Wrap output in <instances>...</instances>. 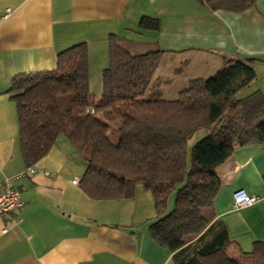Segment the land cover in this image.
I'll return each mask as SVG.
<instances>
[{"label":"crops","instance_id":"1","mask_svg":"<svg viewBox=\"0 0 264 264\" xmlns=\"http://www.w3.org/2000/svg\"><path fill=\"white\" fill-rule=\"evenodd\" d=\"M144 15L158 18L159 30H141ZM111 35L129 41L132 52L163 50L154 81L164 98L176 97L190 78L213 75L226 57L252 59L257 72L237 97L264 94V0L242 12L212 11L198 0H0V180L27 167L12 79L53 70L61 51L85 43L90 91L100 96ZM33 165L15 182L20 209L11 218L0 214V264H176L150 234L157 213L148 188L137 185L129 198L88 196L73 182L86 165L65 135ZM216 171L223 184L202 209L226 225L228 253L248 256L264 241V145H237ZM240 189L257 202L235 208ZM191 192L176 194L182 209Z\"/></svg>","mask_w":264,"mask_h":264},{"label":"trees","instance_id":"2","mask_svg":"<svg viewBox=\"0 0 264 264\" xmlns=\"http://www.w3.org/2000/svg\"><path fill=\"white\" fill-rule=\"evenodd\" d=\"M198 1L212 11L242 12L258 0ZM139 28L159 30L160 20L144 15ZM162 53L159 47L132 52L111 35L100 96L90 91L85 43L61 51L53 70L15 76L9 93L17 107L23 158L33 165L65 135L86 165L79 185L88 196L129 198L137 185L153 193L157 214L150 234L173 252L176 264H243L228 253L233 242L222 221L200 215L186 222L182 210L167 211V205L173 192L196 191V175L201 209L211 206L223 184L216 168L237 145H264V94L236 95L257 78L253 60L226 57L213 75L190 78L176 97L164 98L154 81ZM88 107L95 112L86 113ZM226 118L232 124L220 131ZM114 123L116 139L110 135ZM203 127L209 132L193 144L188 166L187 142ZM244 253L264 263V241Z\"/></svg>","mask_w":264,"mask_h":264},{"label":"rangeland","instance_id":"3","mask_svg":"<svg viewBox=\"0 0 264 264\" xmlns=\"http://www.w3.org/2000/svg\"><path fill=\"white\" fill-rule=\"evenodd\" d=\"M131 45L129 43V41H124V45ZM126 47V46H125ZM231 118H226L224 120V124L222 125L221 130H224L226 128H229L228 126H230L232 123H231ZM230 124V125H228ZM118 127V124L117 123H114L112 125V131L110 133L111 137L113 139H116L117 138V134H116V129ZM208 129L206 127H203V128H200L198 129L188 140L187 142V163H188V166H191L192 164V160H191V148L193 146V144L195 142H197L198 140H200L201 138H203L205 135L208 134ZM196 182V184L194 185V188L196 189V191L194 192H191L190 194V197H187L186 198V208L182 209L181 208V203L183 201V199H177L176 198V193L173 192L172 194H170L169 196V199H168V205H167V211H171L172 209H174L175 207H177L180 211L182 210V218L183 220H185L186 222H189L191 221L192 219L194 218H197V216H205V217H208L209 216V212L208 211H205L203 209H201V205L203 203V194H202V190L200 189L201 188V184H200V179L196 176V175H193V177ZM200 184V187H198V185ZM153 194V193H152ZM154 196V195H153ZM174 198H176V201H174ZM177 204H180V205H177ZM197 215H196V213ZM176 223L177 220L175 221ZM175 223V225H176ZM249 256V257H248ZM248 256H244V255H241V256H238L242 261H243V264H264L263 262L261 261H258V260H255L253 257H251L250 255Z\"/></svg>","mask_w":264,"mask_h":264},{"label":"built area","instance_id":"4","mask_svg":"<svg viewBox=\"0 0 264 264\" xmlns=\"http://www.w3.org/2000/svg\"><path fill=\"white\" fill-rule=\"evenodd\" d=\"M9 9L7 10V12ZM93 107H88L86 113H94ZM35 172L34 165H27V167L12 176H4L0 180V214L7 218H11L16 211L22 206L20 199V190L16 187L15 182L17 179L25 177L28 174ZM73 182H79L77 178ZM258 197L254 194H249L245 190H238L233 195V206L235 208H244L255 204Z\"/></svg>","mask_w":264,"mask_h":264},{"label":"bare ground","instance_id":"5","mask_svg":"<svg viewBox=\"0 0 264 264\" xmlns=\"http://www.w3.org/2000/svg\"><path fill=\"white\" fill-rule=\"evenodd\" d=\"M240 190H244V189H240ZM238 191V190H237ZM247 192V191H246Z\"/></svg>","mask_w":264,"mask_h":264}]
</instances>
